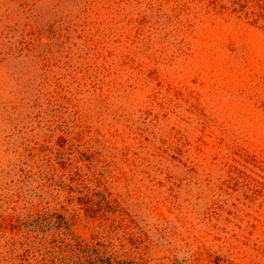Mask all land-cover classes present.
<instances>
[{"label":"rangeland","instance_id":"374dc122","mask_svg":"<svg viewBox=\"0 0 264 264\" xmlns=\"http://www.w3.org/2000/svg\"><path fill=\"white\" fill-rule=\"evenodd\" d=\"M86 245L264 264V0H0V264Z\"/></svg>","mask_w":264,"mask_h":264},{"label":"trees","instance_id":"16d2710c","mask_svg":"<svg viewBox=\"0 0 264 264\" xmlns=\"http://www.w3.org/2000/svg\"><path fill=\"white\" fill-rule=\"evenodd\" d=\"M59 219L62 220L61 217ZM76 244L81 247V241H77ZM102 247H103V251L101 250V248L93 249L91 248V246L86 245V247L83 248V250H87L90 252V254H88L87 256L89 261L87 260L86 262L89 264H140L136 261H130V260L114 257L113 254L110 253L108 248L104 246Z\"/></svg>","mask_w":264,"mask_h":264}]
</instances>
